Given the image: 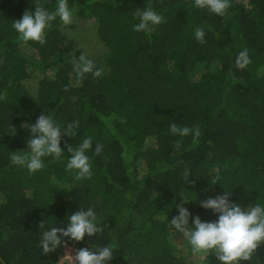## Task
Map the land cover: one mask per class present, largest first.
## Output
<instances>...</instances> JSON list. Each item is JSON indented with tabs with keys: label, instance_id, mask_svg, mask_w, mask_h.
Segmentation results:
<instances>
[{
	"label": "trees",
	"instance_id": "16d2710c",
	"mask_svg": "<svg viewBox=\"0 0 264 264\" xmlns=\"http://www.w3.org/2000/svg\"><path fill=\"white\" fill-rule=\"evenodd\" d=\"M37 4L52 12L58 0H0V264H55L62 245L44 255L42 234L66 230L81 208L95 211L103 232L62 240L90 251L112 246L108 264H220L214 254L193 256L170 220L183 204L189 227L195 216L217 221L200 202L225 191L230 203L264 206V0H230L225 17L194 0H68L73 18L94 22L91 41L65 46L64 30L74 22L57 17L44 45L21 46L12 24ZM149 5L165 19L151 35L133 30L134 13ZM197 28L205 31L203 44ZM245 48L252 62L241 70L235 61ZM81 54L101 77L77 83L72 58ZM42 113L61 126L64 155L42 158L45 167L29 174L10 157L28 150L31 132L21 125ZM73 121L75 135H64ZM172 123L199 126L198 143L171 134ZM87 137L93 176L77 181L66 170L67 146ZM97 143L103 151L94 155ZM256 258L264 264V245L241 264Z\"/></svg>",
	"mask_w": 264,
	"mask_h": 264
},
{
	"label": "clouds",
	"instance_id": "9594fccd",
	"mask_svg": "<svg viewBox=\"0 0 264 264\" xmlns=\"http://www.w3.org/2000/svg\"><path fill=\"white\" fill-rule=\"evenodd\" d=\"M196 8L207 10L220 17H225L231 7L230 0H194ZM134 15L138 16L139 23L134 26V31L144 32L151 35L156 26L165 22L162 15L155 12L149 5L143 11H137ZM59 18L63 25L73 23V10L68 6V0H58L55 11L49 12L39 4L33 11H25L22 18L15 20L12 24L18 33V40L21 46H26L29 42H36L40 45L46 43L47 30L51 29L52 22ZM196 40L205 43V31L202 28L195 29ZM248 49L239 52L236 57V67L245 69L251 64ZM73 71L80 83L87 74H91L93 79L102 76V70L97 69L95 62L88 59L84 54L79 58L75 55L72 58ZM22 128L29 129L30 139L27 140L26 152H13L11 160L14 164L26 167L29 174H34L42 170L45 165L42 158L52 156L59 160L63 155L61 148L62 128L58 125L51 115L42 113L34 124L24 123ZM79 127V121L67 123L63 127V134L69 137L75 135L74 129ZM171 134L179 137L192 135L193 143L197 144L201 131L199 126L192 128L181 127L176 123L169 126ZM174 148H181V141L177 140ZM92 149V137L83 140L79 147L67 146L68 158L66 170L75 173V180L91 179L93 176L91 159L86 153ZM103 151V145L97 143L94 155H99ZM190 171L185 168L183 173L185 182H190ZM229 191L215 198H208L200 202L204 209H211L219 214L215 222H202L199 216L193 218V226L189 227L191 213L183 204H177L179 215L170 220V226L183 234L191 248V253L196 257H208L214 254L220 264H241V261H252L256 257L257 250L264 245V206L256 204L249 206L247 210L229 202ZM183 202L187 203L183 198ZM189 202V201H188ZM69 223L65 230L64 227H52L42 234L40 247L44 255H48L61 247L64 241L62 237L70 238L72 241L81 242L85 236H96L103 232L99 226V219L92 208L80 211L68 217ZM45 221L39 225L44 228ZM114 249L112 246L97 248L95 251L88 248H81L76 251L75 256L64 255L70 264H108L113 259ZM257 259V264L259 260ZM61 261V259L59 260ZM61 264L63 262L61 261Z\"/></svg>",
	"mask_w": 264,
	"mask_h": 264
},
{
	"label": "rangeland",
	"instance_id": "374dc122",
	"mask_svg": "<svg viewBox=\"0 0 264 264\" xmlns=\"http://www.w3.org/2000/svg\"><path fill=\"white\" fill-rule=\"evenodd\" d=\"M243 1L248 2V0H243ZM73 22H74V25L70 29L64 30L65 46L69 47V45H72V44L74 45V43L79 42V40H81L80 44H83L84 42L91 41L95 37V35H96L95 29L96 28H95L94 22H88L86 20H82V19H79L76 17L73 18ZM168 65L170 66L171 70L172 71L174 70L176 73L173 62L169 61ZM47 73L49 76L53 75V73H54L53 65L48 64ZM34 81H35L34 78L30 79L29 84L32 85L34 83ZM259 189L262 190L264 188L259 187ZM239 206L242 208V210H247V206H244V205H239ZM241 263H242V261H241Z\"/></svg>",
	"mask_w": 264,
	"mask_h": 264
},
{
	"label": "built area",
	"instance_id": "2783aa9c",
	"mask_svg": "<svg viewBox=\"0 0 264 264\" xmlns=\"http://www.w3.org/2000/svg\"><path fill=\"white\" fill-rule=\"evenodd\" d=\"M63 241H64V243H62V254L58 258V260L55 264H61V261L63 262V264H70V261L67 258H65L64 255L70 254L72 256H75L76 251L79 250V248L77 246L71 244L67 240H63ZM60 259H61V261H59Z\"/></svg>",
	"mask_w": 264,
	"mask_h": 264
}]
</instances>
